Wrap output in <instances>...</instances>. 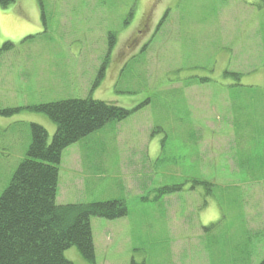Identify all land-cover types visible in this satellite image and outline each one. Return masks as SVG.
<instances>
[{
  "label": "rangeland",
  "instance_id": "obj_1",
  "mask_svg": "<svg viewBox=\"0 0 264 264\" xmlns=\"http://www.w3.org/2000/svg\"><path fill=\"white\" fill-rule=\"evenodd\" d=\"M24 7L33 33L9 40L0 55V194L26 155L30 124L42 125L48 141L54 134L55 124L31 106L85 97L139 106L62 152L61 178L76 172L77 186L58 200L121 199L128 209L120 219H91L96 264H259L264 0ZM0 21L8 36L23 30L14 16ZM196 176L211 190L194 186ZM64 257L86 264L74 246Z\"/></svg>",
  "mask_w": 264,
  "mask_h": 264
},
{
  "label": "trees",
  "instance_id": "obj_2",
  "mask_svg": "<svg viewBox=\"0 0 264 264\" xmlns=\"http://www.w3.org/2000/svg\"><path fill=\"white\" fill-rule=\"evenodd\" d=\"M15 1L0 0V6L5 8ZM12 47L5 41L0 55ZM138 107L126 109L91 97L30 107L44 113L55 124V131L48 141L42 125L30 124L26 155L0 194V264H75L64 257V250L72 246L86 264H96L91 219H120L128 215V209L121 199L60 203L57 192L62 152L106 124L128 118ZM192 182L211 190L212 183L203 177L196 176ZM174 188L176 185L161 190L170 193ZM129 264L145 262L132 257ZM259 264H264V258Z\"/></svg>",
  "mask_w": 264,
  "mask_h": 264
},
{
  "label": "crops",
  "instance_id": "obj_3",
  "mask_svg": "<svg viewBox=\"0 0 264 264\" xmlns=\"http://www.w3.org/2000/svg\"><path fill=\"white\" fill-rule=\"evenodd\" d=\"M25 4V0H16L14 3L8 5L7 7H0V17L2 16H6V15H11L14 16L15 18L19 19L21 22L24 23L23 26V30L17 35V36H8L6 33H1V29H2V25H1V21H0V43L1 41H3L4 39H7V41L12 40V43L14 44V39L15 38H24V37H28L33 33V28H31V25L28 21L24 20V16L22 14L23 9ZM30 25V26H29ZM11 33V32H9ZM5 42V41H4ZM3 43V42H2ZM62 160V158H61ZM74 162V160H73ZM70 167V163H67ZM76 168V166L70 167V169H74ZM74 173V174H73ZM65 177L61 178V174H60V180L62 181L64 179V188H59V183H58V192H57V200L60 198L59 195H61V197L63 196L64 192H67L68 190H70V186H77L75 185V181H76V177H77V173L73 172V171H69L68 174L64 175ZM63 200V201H61ZM60 201V203H67V202H75V201H68L65 198H62ZM92 226V224H91ZM92 235H93V230H92ZM93 242H94V238H93Z\"/></svg>",
  "mask_w": 264,
  "mask_h": 264
}]
</instances>
